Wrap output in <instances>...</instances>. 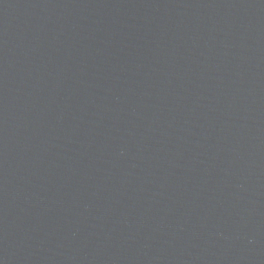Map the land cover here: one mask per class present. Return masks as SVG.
I'll return each instance as SVG.
<instances>
[{
  "label": "water",
  "instance_id": "1",
  "mask_svg": "<svg viewBox=\"0 0 264 264\" xmlns=\"http://www.w3.org/2000/svg\"><path fill=\"white\" fill-rule=\"evenodd\" d=\"M264 219V0H0V264H146Z\"/></svg>",
  "mask_w": 264,
  "mask_h": 264
}]
</instances>
